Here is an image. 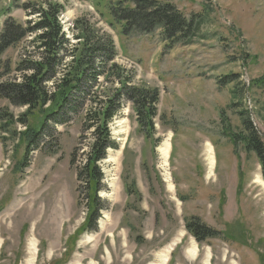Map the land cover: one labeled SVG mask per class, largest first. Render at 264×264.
Instances as JSON below:
<instances>
[{"label":"rangeland","instance_id":"1","mask_svg":"<svg viewBox=\"0 0 264 264\" xmlns=\"http://www.w3.org/2000/svg\"><path fill=\"white\" fill-rule=\"evenodd\" d=\"M119 1L0 0V30L9 17L19 24L33 19L27 4H60L69 45L78 42L76 21L111 38L121 79L158 97L156 116L145 126L132 102L120 98L108 124L113 147L97 163L100 213L89 230L86 186L77 180L92 141V130L83 131L93 106L87 98L65 124H44L28 155L29 134L43 125L42 114L29 117L27 129L0 130V264H264L261 167L231 138L249 115L264 144V0H173L186 18L205 21L193 44L171 49L158 30L123 36L110 15ZM26 43L0 55V74L8 69L13 76ZM103 78L100 99L121 89L116 77ZM1 110L15 119L26 108L0 99ZM191 218L221 236L197 243L185 229Z\"/></svg>","mask_w":264,"mask_h":264},{"label":"trees","instance_id":"2","mask_svg":"<svg viewBox=\"0 0 264 264\" xmlns=\"http://www.w3.org/2000/svg\"><path fill=\"white\" fill-rule=\"evenodd\" d=\"M172 1L122 0L111 6L110 15L116 24H121L122 35L125 37L149 35L158 30L162 40L167 42L168 49L177 45L189 46L200 37L205 18L196 14L186 18ZM24 9L33 19L19 24L9 17L0 30V55L9 48L26 43V39L31 37L23 47L19 61L12 71L13 76L9 77L8 69L0 74V99L15 108H26V111L14 119L1 110L0 130H7L10 125L15 124L27 129L29 117L35 112L42 114L43 125L29 134L26 148L28 155L31 148L38 145L44 124H65L68 113L71 111L78 114L80 102L87 98V103L93 106L86 112L84 110L86 115L83 119L88 124L83 131L92 130V141L88 151L82 152L85 153L84 165L77 167V180L83 181L86 186V207L92 214L91 221H87L85 226L89 230L94 227L100 213L98 193L102 188V175L97 163L106 149L113 147L108 124L115 115L119 100L125 96L131 101L136 109L138 124L145 126L146 121H151L156 116L157 93L128 87L127 82L121 79L118 68L113 64L116 51L111 38L96 37L95 33L86 30L82 24L78 26L79 22L76 21L74 27L80 30L81 35L75 36L78 41L76 44L69 45L59 21L63 12L60 4H27ZM100 77H104L105 83H109L111 77H116L121 89L106 91L100 99L97 85ZM231 138L242 142L249 153L255 154L264 181V144L249 115L241 119L239 132L232 134ZM73 157L70 160L72 165L75 163ZM185 229L197 243L221 236L219 231L207 227L198 218L186 221Z\"/></svg>","mask_w":264,"mask_h":264},{"label":"bare ground","instance_id":"3","mask_svg":"<svg viewBox=\"0 0 264 264\" xmlns=\"http://www.w3.org/2000/svg\"><path fill=\"white\" fill-rule=\"evenodd\" d=\"M169 148H170V143L169 142H165L162 147L160 148V151H161V155L163 157H165V162L167 161V158L169 156ZM206 153H207V156H208V160H209V165H210V170H212V167L214 165V155L212 153V148L208 145L207 149H206ZM167 169V168H166ZM166 180V179H165ZM264 183V182H263ZM192 256L195 255L196 253V249H191L190 252H189ZM166 262V261H165ZM164 262V263H165ZM208 264V263H207Z\"/></svg>","mask_w":264,"mask_h":264}]
</instances>
